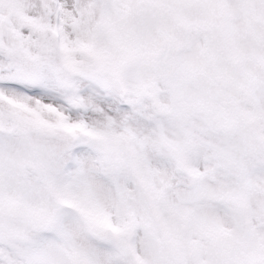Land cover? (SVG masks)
Listing matches in <instances>:
<instances>
[{"label":"snow or ice","instance_id":"snow-or-ice-1","mask_svg":"<svg viewBox=\"0 0 264 264\" xmlns=\"http://www.w3.org/2000/svg\"><path fill=\"white\" fill-rule=\"evenodd\" d=\"M0 264H264V0H0Z\"/></svg>","mask_w":264,"mask_h":264}]
</instances>
